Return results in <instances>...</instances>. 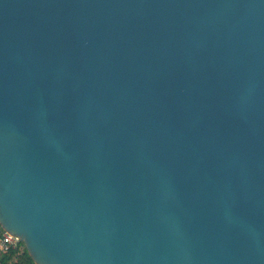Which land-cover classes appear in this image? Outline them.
<instances>
[{
	"label": "water",
	"instance_id": "1",
	"mask_svg": "<svg viewBox=\"0 0 264 264\" xmlns=\"http://www.w3.org/2000/svg\"><path fill=\"white\" fill-rule=\"evenodd\" d=\"M0 225L36 264H264V0H0Z\"/></svg>",
	"mask_w": 264,
	"mask_h": 264
},
{
	"label": "trees",
	"instance_id": "2",
	"mask_svg": "<svg viewBox=\"0 0 264 264\" xmlns=\"http://www.w3.org/2000/svg\"><path fill=\"white\" fill-rule=\"evenodd\" d=\"M0 264H36L25 244L19 241L16 246H10L7 251L0 249Z\"/></svg>",
	"mask_w": 264,
	"mask_h": 264
},
{
	"label": "built area",
	"instance_id": "3",
	"mask_svg": "<svg viewBox=\"0 0 264 264\" xmlns=\"http://www.w3.org/2000/svg\"><path fill=\"white\" fill-rule=\"evenodd\" d=\"M19 241L17 236L8 233L0 225V249L2 251H7L10 246H16Z\"/></svg>",
	"mask_w": 264,
	"mask_h": 264
}]
</instances>
